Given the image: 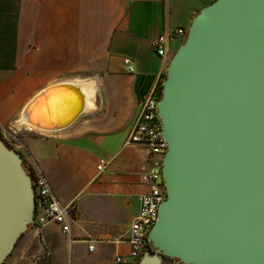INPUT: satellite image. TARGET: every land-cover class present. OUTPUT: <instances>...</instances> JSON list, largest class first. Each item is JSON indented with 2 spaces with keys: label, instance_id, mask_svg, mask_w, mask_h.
I'll use <instances>...</instances> for the list:
<instances>
[{
  "label": "crops",
  "instance_id": "1",
  "mask_svg": "<svg viewBox=\"0 0 264 264\" xmlns=\"http://www.w3.org/2000/svg\"><path fill=\"white\" fill-rule=\"evenodd\" d=\"M214 1L50 0L55 17L52 28L43 32L36 13L25 20L23 1L14 22L11 0H0V138L2 132L16 135L22 147L17 152L43 172L60 204L70 207L73 215L72 243L56 224L33 226L4 264H53L65 246L70 247V264H81L99 251L124 256L129 252L125 236L107 240L121 216L125 221L128 215L127 233L147 192L140 175L148 166L138 148L126 141L140 106L163 81L173 46L184 38L171 41L165 58L152 43L176 29L187 31L199 11ZM31 2L39 5L44 0ZM93 40L101 41L97 50ZM100 51L99 61L89 63ZM124 59L132 62L133 73H128ZM59 84L82 87L90 106L62 130L28 124L26 106ZM100 160L107 162L101 173ZM56 226L60 237H53ZM97 233L104 238L96 241ZM87 239L96 242L92 255L87 253ZM163 264L175 261L165 259Z\"/></svg>",
  "mask_w": 264,
  "mask_h": 264
},
{
  "label": "water",
  "instance_id": "2",
  "mask_svg": "<svg viewBox=\"0 0 264 264\" xmlns=\"http://www.w3.org/2000/svg\"><path fill=\"white\" fill-rule=\"evenodd\" d=\"M60 87L70 86L46 94ZM157 108L166 199L138 264H264V0L199 11ZM32 184L22 156L0 140V264L36 226Z\"/></svg>",
  "mask_w": 264,
  "mask_h": 264
},
{
  "label": "built area",
  "instance_id": "3",
  "mask_svg": "<svg viewBox=\"0 0 264 264\" xmlns=\"http://www.w3.org/2000/svg\"><path fill=\"white\" fill-rule=\"evenodd\" d=\"M186 36V30L176 29L171 33L160 35L153 41L152 47L158 55L165 58L168 56L171 41L177 37H183L185 40ZM124 64L128 69V73L135 71L130 60L124 59ZM159 89V86L153 89L140 106L137 119L126 141L127 145L138 148L148 166L147 171L140 175L141 183L146 186L147 192L140 197L138 213L130 223L124 240L122 239L129 246V252L125 256L123 254H115L112 264H138L150 244L147 236L157 220L159 206L166 199V186L162 179V163L167 144L163 139L161 121L158 116L157 105L161 99ZM1 135L3 141L10 145L11 148L16 151L22 149L14 133L2 132ZM24 162L33 182L36 227L44 228L49 224H56L68 237L69 243H72L73 240L70 237L73 222L71 208L60 204L51 185L52 183L41 170L25 160ZM106 167L107 162L100 160L97 171L101 173ZM85 242L87 253L90 255L94 254L97 251L96 242L90 239ZM175 264L182 263L175 261Z\"/></svg>",
  "mask_w": 264,
  "mask_h": 264
},
{
  "label": "bare ground",
  "instance_id": "4",
  "mask_svg": "<svg viewBox=\"0 0 264 264\" xmlns=\"http://www.w3.org/2000/svg\"><path fill=\"white\" fill-rule=\"evenodd\" d=\"M58 86L70 87L53 89L58 97L56 96L54 102L51 103V113L47 102H49L50 94L53 91L47 94L46 92ZM61 100H64V103ZM88 100L87 93L82 87L78 88V86L73 84H59L44 90L43 96L37 102L27 105L24 111V119L31 126L44 131L61 130L79 114L81 116L85 112L87 107L90 106Z\"/></svg>",
  "mask_w": 264,
  "mask_h": 264
},
{
  "label": "rangeland",
  "instance_id": "5",
  "mask_svg": "<svg viewBox=\"0 0 264 264\" xmlns=\"http://www.w3.org/2000/svg\"><path fill=\"white\" fill-rule=\"evenodd\" d=\"M24 3H23V2ZM21 3H23V8L26 11V13L24 14L25 20H32V17L34 16V14H37L38 17V21L40 22V26L41 29L44 31H49L50 28H52V20H54V15H52V7L50 5V0H44V2L42 4L39 5H35L31 2V0H11L10 3V10H11V14H12V19L11 21L17 22V19H14L15 17H17L16 14H19L20 12V5ZM6 7V4H5ZM54 16V17H53ZM28 22V21H27ZM92 45L95 47V49L97 50V46L100 47V43L101 41L98 40H93L91 41ZM181 41L178 44H175L173 46V52L175 53L176 50H178V48L181 46ZM101 51L96 54L93 55L92 57H89L91 62L89 61V63H91L92 65L95 64L94 61L97 60V58H100L101 56ZM99 61V59L97 60ZM90 64V65H91ZM2 139V138H1ZM73 216V215H72ZM129 223V217L127 215V219L124 221L123 217L121 216V218L117 221V224L114 225L113 227V232L111 233V238H107V240H122L124 238V236H126V228L127 225ZM56 230L55 232H53V237H60L61 232L59 231L58 227H55ZM58 229V232H57ZM100 235H104V233H97L96 234V241L99 239H102L104 237H100ZM30 235L27 233L25 235H23V237L28 238ZM22 237V238H23ZM21 238V239H22ZM115 238V239H114ZM66 243V242H65ZM125 248V246H124ZM34 249V248H32ZM126 249V248H125ZM34 251V250H32ZM70 251V247L65 246V248H61L60 250H58L57 253V260L58 262H54L53 264H70L69 263V257H68V253ZM43 255L44 253H46L45 251L42 252ZM114 256V251H99L98 254L92 258H90V256H86L84 258L83 263L81 264H105V262H109L112 260ZM28 264H31L30 262ZM44 264H52L49 261H44Z\"/></svg>",
  "mask_w": 264,
  "mask_h": 264
},
{
  "label": "trees",
  "instance_id": "6",
  "mask_svg": "<svg viewBox=\"0 0 264 264\" xmlns=\"http://www.w3.org/2000/svg\"><path fill=\"white\" fill-rule=\"evenodd\" d=\"M162 79H163V81H164V79H165V74L163 75V77H162ZM163 81L160 83V85H159V90H160V92H161V89L163 88ZM0 140H2L3 141V139H1L0 138ZM4 142V141H3ZM5 143V142H4ZM9 148H11V146L10 145H8L7 143H5ZM11 149H13V148H11ZM24 169L26 170V173L29 175V176H31V174L27 171V168H26V164H25V162H24ZM33 226H30L29 227V229L30 228H32ZM28 229V230H29ZM153 250V248H152V246H151V244H149V246H148V249H147V251L149 252V251H152ZM146 251V252H147Z\"/></svg>",
  "mask_w": 264,
  "mask_h": 264
}]
</instances>
